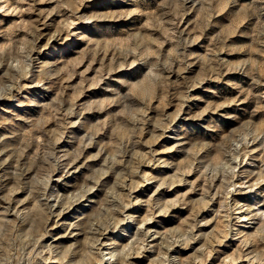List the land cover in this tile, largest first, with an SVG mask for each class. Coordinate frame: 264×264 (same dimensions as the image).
<instances>
[{
	"label": "rangeland",
	"instance_id": "obj_1",
	"mask_svg": "<svg viewBox=\"0 0 264 264\" xmlns=\"http://www.w3.org/2000/svg\"><path fill=\"white\" fill-rule=\"evenodd\" d=\"M0 264H264V0H0Z\"/></svg>",
	"mask_w": 264,
	"mask_h": 264
}]
</instances>
